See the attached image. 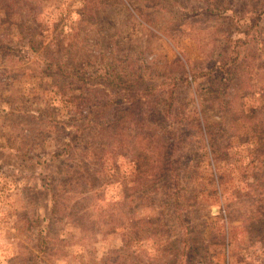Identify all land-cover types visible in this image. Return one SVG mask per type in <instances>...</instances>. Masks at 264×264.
<instances>
[{"label": "rangeland", "instance_id": "rangeland-1", "mask_svg": "<svg viewBox=\"0 0 264 264\" xmlns=\"http://www.w3.org/2000/svg\"><path fill=\"white\" fill-rule=\"evenodd\" d=\"M23 2L11 16L0 4V264H264V12L251 28L261 2L228 0L227 10L216 0ZM244 37V67L229 82L211 80L230 41ZM120 65L158 79L184 66L195 80L179 93V115L150 117L139 137L121 125L107 148L96 129L105 152L89 159L96 188L71 194L67 122L86 109L80 97H121L87 80ZM164 146L178 196L174 171L159 190L140 187L150 182L138 159L148 150L158 163ZM55 179L79 224L59 221L38 253Z\"/></svg>", "mask_w": 264, "mask_h": 264}, {"label": "trees", "instance_id": "trees-1", "mask_svg": "<svg viewBox=\"0 0 264 264\" xmlns=\"http://www.w3.org/2000/svg\"><path fill=\"white\" fill-rule=\"evenodd\" d=\"M23 1L24 0H0V4H8L9 10L7 14L11 16V10L20 7L21 3L25 5ZM216 1L218 2L216 4L217 8L227 10L229 6H231L228 0ZM255 1L261 2L263 7L260 6L259 9H255L256 11L254 10L253 19L255 22L251 28L258 27L264 12L262 10V8H264V0ZM22 12L31 14L32 8L29 9V7L26 6L23 8ZM21 26L25 27L26 25L24 26L21 24ZM251 28L245 32L246 36L251 33ZM26 31L24 30L21 35L27 36L25 35ZM28 43L32 44L33 41H28ZM249 44L250 41L246 39V37L230 41L229 50L224 55L220 65L212 70L210 79L212 80L213 77L219 78V76L223 74L224 77L222 80L231 81L233 77L231 72H233V70H241L240 68H243L246 63L248 56L247 46ZM181 63L182 62H180V64ZM87 80H95L98 85L104 86V88L109 89V91L112 90L116 92L115 95H120L121 97L118 100L115 98L97 100L95 103L82 97L76 99L82 102L86 109L82 113V111H79L80 106H77L78 110L72 113L71 119L67 122L68 125L74 129L68 135L69 140L64 143L65 149L63 153L64 156H67L65 161L67 164L64 167V171H67V176L70 177V180H68L65 185H69L71 194L73 190L82 188L84 184L87 185L86 188L88 189L93 190L96 188V181H91L94 178V172L92 174L88 169L89 159L92 158V156H97V158L100 157L99 160L104 156V154H101L104 151L98 148L100 143H97V139H95V135H93L96 129H99L97 136H101L102 139L104 138L106 140L107 148L108 144L110 145L109 140L120 129L121 125L124 131L129 128L130 131L139 132L137 133V137H139L143 132L141 128H143L150 117L162 116L165 118V116L172 115V112H176L175 117L179 115V109L177 107V104L181 102L178 99L180 97L179 93L182 92V89L186 85L193 83L195 79H190L184 66L178 75L167 72L165 75H160L158 79L152 77L145 78L140 76L139 72H131V70L126 69L125 66L122 67L120 65L119 68L113 71L109 69H105L102 73L98 71V73L92 74ZM116 103H123L124 105L117 106ZM194 111L198 114L197 108H195ZM174 144H171V146H174ZM148 152L150 151L147 150L146 153ZM146 153L142 158L138 159L140 162L137 165H139L141 170H144L142 174L147 176L150 186L149 188L147 185H142L140 187L147 190H159L160 187L158 183L165 179L167 181L168 179H172L174 171V173L177 174L176 182H174L175 189L170 190H174L175 193H173V195L178 196V194H180V174L178 173L177 164L173 161V155L168 151V148L164 146V152L161 153V159L158 163H149L150 158L147 159ZM69 162H72V165H68ZM96 162L97 161H94L93 163L98 165L102 170L96 172L103 173L104 165ZM155 167L156 171H153ZM170 169H172V171H170ZM56 180L57 179L50 185V190L52 192L51 199L53 202L52 214L48 219L50 225L46 226L45 229L40 228L36 231L35 249L38 253L45 252L47 241L51 238V231L58 225L59 221L61 222L65 217H68L70 220H73L75 224H79L78 219L75 217L74 208L70 205L72 198L66 201L61 199L57 192L60 186L56 184ZM163 185L170 188L168 183ZM79 192L85 193L86 191ZM63 202L65 204H63ZM65 208L69 209V212H67ZM81 227L83 228V226Z\"/></svg>", "mask_w": 264, "mask_h": 264}]
</instances>
